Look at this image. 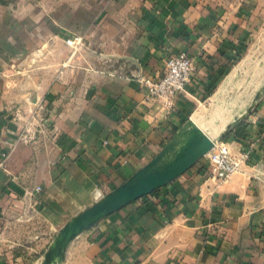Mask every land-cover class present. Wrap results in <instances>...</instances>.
Returning <instances> with one entry per match:
<instances>
[{
    "label": "crops",
    "instance_id": "1",
    "mask_svg": "<svg viewBox=\"0 0 264 264\" xmlns=\"http://www.w3.org/2000/svg\"><path fill=\"white\" fill-rule=\"evenodd\" d=\"M263 6L0 0V264H43L68 221L148 164L215 93ZM75 35L83 42L70 57ZM179 52L195 69L167 110L141 79L161 77ZM39 100L55 136L20 143L12 110ZM221 140L251 150L243 171L219 181L203 157L83 230L57 264H264V91Z\"/></svg>",
    "mask_w": 264,
    "mask_h": 264
},
{
    "label": "water",
    "instance_id": "2",
    "mask_svg": "<svg viewBox=\"0 0 264 264\" xmlns=\"http://www.w3.org/2000/svg\"><path fill=\"white\" fill-rule=\"evenodd\" d=\"M261 94L262 91L256 94V100L260 99ZM190 121L191 117L186 123ZM184 125L148 164L68 221L50 245L43 264H57L69 243L83 230L177 179L205 157L213 148L215 139L201 127L193 125L190 136L178 146L177 137Z\"/></svg>",
    "mask_w": 264,
    "mask_h": 264
},
{
    "label": "built area",
    "instance_id": "3",
    "mask_svg": "<svg viewBox=\"0 0 264 264\" xmlns=\"http://www.w3.org/2000/svg\"><path fill=\"white\" fill-rule=\"evenodd\" d=\"M82 42V37L78 35L66 39V44L71 50L70 57L81 49ZM194 69V62L186 52L170 54L161 77L144 76L141 79L146 88V99L159 101L164 108L171 110L177 96L188 92L187 84L191 80ZM12 114L13 122L17 126L18 142L36 145L43 135L49 138L55 136L53 124L43 100L36 101L33 106H15ZM205 157L208 159L211 177L224 181L244 170L250 161L251 150H235L228 142L216 138L213 148ZM37 190H41V186H38Z\"/></svg>",
    "mask_w": 264,
    "mask_h": 264
},
{
    "label": "rangeland",
    "instance_id": "4",
    "mask_svg": "<svg viewBox=\"0 0 264 264\" xmlns=\"http://www.w3.org/2000/svg\"><path fill=\"white\" fill-rule=\"evenodd\" d=\"M258 19H259V22H258V25L256 26L254 35L252 36L251 41L246 45V47L243 48L242 54L240 55L238 62L236 64H234V66H232L230 68V70L225 74V76H223V78H222L217 90L215 91V93L212 96H210L209 98H207V100H205L202 103H200L198 105V107L194 110V112H192V114L190 116V117H192V115L196 111H198L200 109H203L206 112L208 118H210L213 123H218V122L221 121L220 115L219 114H215L214 115L213 111L217 107H220L221 109H225V111L228 110L231 113L232 117L228 120V122L225 124V126L222 128V130L219 133L214 134V135L212 134V132H211L212 126L211 125L213 123H210V124L204 123V124L200 125V127L208 135H210V136L213 135L212 138H214V139L219 137V139L221 140L222 134L227 130L229 125H231L237 119L242 118L245 115H247L254 108V105H255V103L257 101L256 100V94L259 91H262V92L264 91V76H263V78L261 80L260 76L256 75L257 74L256 73L257 69L264 67V6L261 7V9H260V11L258 13ZM260 41H261V44L258 47V42H260ZM256 46H257V49H256ZM253 49L257 50V52H256V61L254 63L255 65H253L250 68L251 71L250 70L248 71L250 74L247 73V75L245 77H243V78H241V76H240L234 82V85H232V88L228 92L224 93L222 96H219V93H220L219 92V88H221V86L225 83L228 75L231 73L233 68L244 57H246L250 52H252ZM253 77L257 78L256 81H255V84H257V81H259V80H260L259 83L261 81H263L262 84L260 83V86H259V84L255 85L253 83V80H252ZM190 117L184 122V124L190 119ZM105 194H103V196ZM103 196L99 197L97 200L101 199Z\"/></svg>",
    "mask_w": 264,
    "mask_h": 264
},
{
    "label": "bare ground",
    "instance_id": "5",
    "mask_svg": "<svg viewBox=\"0 0 264 264\" xmlns=\"http://www.w3.org/2000/svg\"><path fill=\"white\" fill-rule=\"evenodd\" d=\"M261 44V41L258 42V47ZM257 49V46H256ZM253 49L252 52H250L246 57H244L236 66L235 68L232 70V72L228 75L225 83L221 86V88H219V96H222L224 93L228 92L231 88L232 85H234V82L241 76V78L245 77L247 75V73H249L248 71L250 70V68L255 65V61H256V52L257 50ZM251 71V70H250ZM257 74L260 76V79L262 80L263 76H264V67L257 69ZM250 74V73H249ZM257 77V76H256ZM257 78L253 77V83L255 84ZM260 81V80H259ZM259 81H257V84L260 83L262 84L263 81H261L259 83ZM252 82V81H251ZM250 82V83H251ZM241 84V83H240ZM255 84V85H257ZM253 86V85H252ZM256 87V86H255ZM258 88V87H257ZM254 89V88H253ZM255 92V91H254ZM226 96V95H225ZM224 96V97H225ZM217 97V96H216ZM220 98V97H219ZM222 99V98H221ZM224 107V106H223ZM213 114H219L221 121L218 123H213L211 121L210 118H208L206 112L203 109H200L198 111H196L192 117H191V121L190 123H186L184 125V127L182 128V130L180 131L178 137H177V143L176 145H180L182 144L191 134V128L193 125H197L200 127L201 124L204 123H213L211 132L212 134H217L219 133L222 128L225 126V124L228 122V120L232 117L231 113L227 110L225 111V109H221L220 107H217L214 111ZM217 121V120H216ZM219 121V120H218ZM209 133V132H208ZM213 135H211V137H213Z\"/></svg>",
    "mask_w": 264,
    "mask_h": 264
},
{
    "label": "trees",
    "instance_id": "6",
    "mask_svg": "<svg viewBox=\"0 0 264 264\" xmlns=\"http://www.w3.org/2000/svg\"><path fill=\"white\" fill-rule=\"evenodd\" d=\"M238 60H239V58L234 62V64H236L238 62ZM240 122H241V118L237 119L235 122H233L231 125H229V127L227 128V130L222 134L221 139H224L227 134H229L230 132H232V130L234 128H236L240 124Z\"/></svg>",
    "mask_w": 264,
    "mask_h": 264
}]
</instances>
